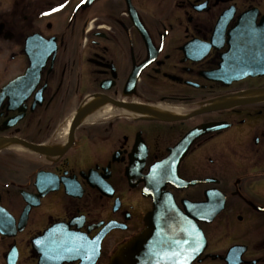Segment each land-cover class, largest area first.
<instances>
[{
    "label": "flooded vegetation",
    "instance_id": "af4514ba",
    "mask_svg": "<svg viewBox=\"0 0 264 264\" xmlns=\"http://www.w3.org/2000/svg\"><path fill=\"white\" fill-rule=\"evenodd\" d=\"M143 230L264 264V0H0V264Z\"/></svg>",
    "mask_w": 264,
    "mask_h": 264
},
{
    "label": "water",
    "instance_id": "95a60500",
    "mask_svg": "<svg viewBox=\"0 0 264 264\" xmlns=\"http://www.w3.org/2000/svg\"><path fill=\"white\" fill-rule=\"evenodd\" d=\"M260 72V71H257ZM243 75L234 76L232 80H237ZM235 101L233 103H238ZM149 235L147 231H142L140 234L131 238V240L125 244L119 246V250L111 258L110 264H189L196 256H198L202 251V246L204 243V238L202 234H199V245L200 251L194 246L191 250H186L185 247L181 245L182 242H185L186 234L182 237V241H178V245L175 247H169L168 249L163 248L159 250L158 253L156 250H152L151 254L148 252L147 243ZM198 239L195 238V242Z\"/></svg>",
    "mask_w": 264,
    "mask_h": 264
}]
</instances>
